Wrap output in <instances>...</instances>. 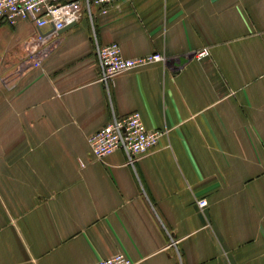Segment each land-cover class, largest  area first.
Returning a JSON list of instances; mask_svg holds the SVG:
<instances>
[{"label": "crops", "instance_id": "1", "mask_svg": "<svg viewBox=\"0 0 264 264\" xmlns=\"http://www.w3.org/2000/svg\"><path fill=\"white\" fill-rule=\"evenodd\" d=\"M50 32L0 27V264H264V0H117L28 67ZM111 43L165 60L105 86ZM133 112L157 149L95 160L87 137Z\"/></svg>", "mask_w": 264, "mask_h": 264}, {"label": "built area", "instance_id": "2", "mask_svg": "<svg viewBox=\"0 0 264 264\" xmlns=\"http://www.w3.org/2000/svg\"><path fill=\"white\" fill-rule=\"evenodd\" d=\"M117 0H0V27H14L19 22H29L41 31L50 27V34H38L36 38L25 44L27 62L38 65L48 50L56 48L60 42L59 34L65 28L82 19L93 24L96 15H105ZM32 43L45 48L42 57H37L30 50ZM98 66V82L108 86L117 76L129 71L162 63L165 58L159 53H152L135 58L123 57L121 48L116 43L97 46L95 51ZM207 55L206 51L195 54L200 60ZM35 58H40L34 61ZM162 130H148L138 112L124 118L111 117L109 123L87 137V144L93 158L103 161L116 151L126 156V164L134 166L143 156L156 150L160 139L165 134ZM200 210L207 207L204 199L196 202ZM95 264H133L124 254L118 253L101 259Z\"/></svg>", "mask_w": 264, "mask_h": 264}, {"label": "rangeland", "instance_id": "3", "mask_svg": "<svg viewBox=\"0 0 264 264\" xmlns=\"http://www.w3.org/2000/svg\"><path fill=\"white\" fill-rule=\"evenodd\" d=\"M54 49H55V48L48 50V53L45 54V55L42 57V54H43V52L45 51V48H44L43 46H41V45H38L37 43H32L31 46H30V50H31L34 54H36L37 57L39 56V57H42V58H41V60H40V62H39L38 65H35V64H33V63H30V62H27L28 67H30V68H39V67L41 66L42 62L46 59V57H47L51 52L54 51ZM38 59H40V58H35L34 61H36V60H38ZM163 62H164V61H163Z\"/></svg>", "mask_w": 264, "mask_h": 264}, {"label": "water", "instance_id": "4", "mask_svg": "<svg viewBox=\"0 0 264 264\" xmlns=\"http://www.w3.org/2000/svg\"><path fill=\"white\" fill-rule=\"evenodd\" d=\"M70 27V26H69ZM69 27H67V28H69ZM185 63V61H183V60H181V64H184Z\"/></svg>", "mask_w": 264, "mask_h": 264}]
</instances>
